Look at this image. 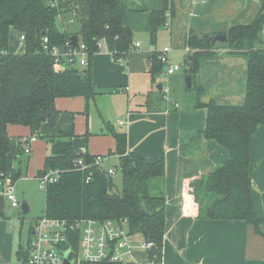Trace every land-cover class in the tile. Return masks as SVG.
I'll return each instance as SVG.
<instances>
[{
	"label": "trees",
	"instance_id": "16d2710c",
	"mask_svg": "<svg viewBox=\"0 0 264 264\" xmlns=\"http://www.w3.org/2000/svg\"><path fill=\"white\" fill-rule=\"evenodd\" d=\"M49 1L0 0V181L7 170L10 152L7 129L10 125L27 128L30 137L45 138L41 126L44 123L49 128L56 125L57 99L82 97L89 101L95 96L90 68L79 71L73 65H56L54 57L44 49L43 39L47 38L48 47L54 46L64 52V44L75 36L77 42L86 47L88 61L98 52V43H104L116 60L126 57L133 43L132 31L122 23L119 0H62L55 8L48 5ZM169 4V0H165L163 10L151 13L149 39L152 44L158 29L165 25L166 11L173 14ZM64 18L73 20L77 30L69 31ZM224 30L227 36V42L222 44L225 56L243 58L246 62L244 99L240 105L221 104L214 99L206 103L197 100L196 106L205 108L207 113L204 130L196 134L198 141L215 140L228 152L229 158L194 181L188 195H191L198 219L244 221L256 234H261L259 227L264 220L254 209L248 165L251 137L259 125H264V48L260 46L263 43H259V39L264 42V0L260 1L251 22L234 24ZM12 32L24 37L21 53L9 51ZM216 33L193 30L184 39V49L188 48L187 56L191 58L185 60L189 64L185 76L191 78V89L200 96L201 87L196 85L194 78L201 62L216 56V47L211 46ZM158 56L159 53L154 52L149 57L152 82L162 71ZM112 137L113 154L118 157L121 174L119 192L112 179L93 165V156L74 151L72 132L46 137L51 152L36 176L41 177L49 170H58L60 174L58 181L49 184L44 191L42 214L68 221L124 219L130 234H143L144 240L153 243L147 258L158 262L165 226L164 162L161 159L150 163L128 152L124 133H113ZM21 144L23 148L22 140ZM18 155L19 152L16 157ZM79 158L85 162V169L76 168ZM18 170L11 169L14 181L20 175ZM4 204L0 199V217H3ZM27 256L26 250L19 249L16 253L23 264Z\"/></svg>",
	"mask_w": 264,
	"mask_h": 264
},
{
	"label": "crops",
	"instance_id": "0c3cea01",
	"mask_svg": "<svg viewBox=\"0 0 264 264\" xmlns=\"http://www.w3.org/2000/svg\"><path fill=\"white\" fill-rule=\"evenodd\" d=\"M169 1L173 13H175V5L179 10L177 2L174 4L173 0ZM119 2L122 11V23L133 34L130 52L123 59L116 60L107 51L105 44L100 43L98 52L92 56L88 66L77 68L79 71L90 68L94 98L86 101L82 97H75L71 98L70 102L77 103L79 108H83L81 113L87 116V107L90 101L94 102L97 99L98 102H102L106 96L114 95L123 98L124 96L120 95L122 92L126 95V106L121 107V112L124 111V121L119 120L118 122L121 121L122 124L118 123V126L123 127V133L126 135L127 151L143 157L150 163L161 159L164 162L165 172L162 190L165 198V226L162 253L160 261L150 264H264V224L259 227L261 234H256L253 227L244 221L198 219L196 207L191 195H188L193 182L204 177L217 165L225 162L229 158V154L215 140L202 139L198 141L196 134L204 130L207 113L205 108L196 106L197 101L195 103L187 101L183 103L177 100L176 95L183 93L185 96L184 90H191L185 86V73L177 75L178 78H181L180 83L177 79L167 82L168 85L166 86L157 83V81L152 82L149 74V57L152 53H159L160 51L155 47V43L152 44L149 39L150 16L153 11L164 9L165 0H119ZM179 11V14L174 15L175 19H173L176 21L175 28L168 30L170 43L168 45L171 51L172 47L184 51V39L190 33L189 27L185 31L182 30L183 23L181 24L179 20H182L181 12L184 11L181 9ZM248 23L241 22L238 24ZM146 41L151 46L145 50H140ZM136 43L139 44L138 48L133 46ZM135 51L140 52L134 59V69L138 68L142 73L148 74L142 80L132 77L128 68V60ZM219 55L218 53L215 57L201 62V68L198 72L200 74H198V81L195 83L198 87L204 89L206 87L207 95L202 94L201 101H199L206 103L210 100L208 91L212 86L213 89H217L214 99L218 103L240 105L244 99L245 82L239 81V76L235 75L234 71L238 67L244 69L246 63L240 61L239 57H220ZM186 56L187 54L184 55V60H187ZM118 63H124V66ZM180 71L179 73L182 72ZM182 76H185L184 79ZM209 77L210 79H208ZM209 82H211L210 85H208ZM158 85H161L160 91L157 89ZM171 90L175 95L173 97H170ZM130 94L134 95L131 100ZM166 96L169 101L164 100ZM55 107L59 111L56 125L58 119L63 117L65 113L72 114V111H66V109L58 106L57 100ZM97 110L100 112V109ZM56 125L49 128L45 123L42 124V134L46 137H56L59 133L72 132L75 135L72 144L76 153L105 157L100 165L101 168H116L115 163L117 162L118 165V157L113 154L115 150L114 139L113 149L108 148L103 154L90 152L87 147L85 150L79 151L75 148V143L82 135L75 132L74 129L62 127L55 129ZM7 131L9 137L11 135L17 144V154L21 150L14 159L18 165L15 168H20L21 174L23 166L21 154H24L21 140L29 138L30 133L25 127L13 125H10ZM87 133L86 131L84 134ZM36 141L37 137L33 144ZM108 153L111 155L106 157ZM49 155H46L44 159ZM29 156L26 158L28 159ZM105 163L108 165L105 166ZM248 170L254 209L257 216L264 220V125H259L251 137ZM37 178L35 175L34 179L37 180ZM1 213L4 216V209ZM0 230H3L2 222H0ZM2 248L4 245L0 244V249ZM6 257H3L0 252V264H11L7 255Z\"/></svg>",
	"mask_w": 264,
	"mask_h": 264
},
{
	"label": "rangeland",
	"instance_id": "374dc122",
	"mask_svg": "<svg viewBox=\"0 0 264 264\" xmlns=\"http://www.w3.org/2000/svg\"><path fill=\"white\" fill-rule=\"evenodd\" d=\"M260 1L261 0H173L174 4L177 2L179 10L181 9L184 11L181 12L182 20H179L181 24L183 23L182 30L185 31L186 28L189 27L188 29L190 32L194 30L203 34H209L215 31L219 32L233 24L251 22L259 9ZM174 8L175 13L172 15L171 12L167 11V13H170L171 28L169 27V29L175 28L176 21H173V19H175L174 15L177 16L180 12L178 8H176V5ZM63 22L64 25L68 26L69 31L73 32L77 30L76 24L73 20L64 18ZM168 32L169 31L165 29V27H160L158 29L155 42V47L158 49V51H161V49L166 45H170ZM19 36L20 35L17 33L12 32L10 37L11 43L9 46L10 52L15 51L18 54L23 51L22 47H19ZM222 44H215V50L218 51H215V53H219L220 57L225 56V49H223ZM150 46V43L146 41L143 43L140 50H145ZM260 46L264 48V42ZM139 52L135 51V55L133 54L128 60V68L132 77L137 80H142L148 74L145 72L142 73L138 68L134 69V59L136 55L139 54ZM184 55L185 51L172 47L171 55L169 57L171 64H179L182 72H177L175 75L169 77L159 76L161 73L160 72L158 73L155 81L165 86L168 85L167 82L172 80L175 81L176 79L179 80L180 83L181 78H178L177 75H183V73L189 71L188 62L183 59ZM240 61L246 63L243 58H240ZM120 65L124 66V63ZM75 67H77V65ZM245 67L244 69L238 67L234 71L235 75L239 76V81H244ZM198 74L200 73H197V76L194 78L195 82L198 81ZM184 77L182 76L183 79ZM208 79H210V77ZM210 84L211 82L208 83V85ZM206 91V87L205 89L201 87V95H205L207 93ZM216 91L217 89H213L211 86V89L208 91V94H210L209 99L216 98ZM184 93L186 94L185 96H183V93L176 95L177 100H180V102L183 103H186V101L191 103H195L197 100L201 101V96L198 95L194 89L184 90ZM120 95H123L124 97L119 98V95H114L106 96L103 98L102 102H98L97 99L94 102L90 101L87 107V116L84 113H81L83 108H79L77 103L70 102L71 98L57 99L58 106L66 109V111H72V114L64 112V116L58 119L55 129L62 127L74 129L75 132L80 133L82 136L79 137L75 143V148L79 151L85 150L87 147L90 152L103 154L108 148L113 149L112 134L123 133V127L118 126V121H124V111L121 112V107L126 106V95H124L122 92ZM133 96V94H130V100L131 97L133 98ZM173 96L175 95L171 90L170 97ZM97 109H100V112H98ZM107 125L110 126L111 129L110 127H107ZM86 131L88 133L84 134ZM11 138L10 154L7 159L6 174L9 175L8 177L10 178L11 183L15 186V195L17 200L20 201V203L22 201L26 202L29 207V211L27 213L22 212L20 209L15 211L10 209L8 204H4V216L0 218V222L3 223V230H0V244L4 245V248L0 249V252L2 253L3 257H6V255L8 256L9 262H11V264H23L21 260L17 259L16 253L19 249L27 251V243L30 238L29 231L31 224L34 220L42 216L45 200L44 191L40 189L39 183L34 179V176L36 175L37 170H42L43 159L46 155L50 154L51 144L46 139V137H37V141L32 144V152L29 158L27 159L25 154H21V160L23 161L21 174L19 175L18 179L14 181L10 173L11 169H14L17 165V161L16 163L14 161L17 154V144L13 140V137ZM108 156L109 155L106 157ZM115 164V174L112 176V181L115 185V190L119 192L121 191V174L118 169L117 162ZM107 165L108 163H105V166ZM15 169H19L18 171L20 173V168L17 167ZM131 238L137 242L144 240L142 234H131ZM9 249H11V251H9Z\"/></svg>",
	"mask_w": 264,
	"mask_h": 264
},
{
	"label": "built area",
	"instance_id": "2783aa9c",
	"mask_svg": "<svg viewBox=\"0 0 264 264\" xmlns=\"http://www.w3.org/2000/svg\"><path fill=\"white\" fill-rule=\"evenodd\" d=\"M62 0H50L48 5L57 7ZM169 11V10H167ZM165 14V29L170 27V11ZM24 37L19 36V47H23ZM47 38L43 39L44 49L48 50L54 57V63L58 66L67 67L73 65L77 67L88 66V53L83 44L73 47L67 41L64 52H60L57 47H48ZM98 47L100 43L97 44ZM138 48L139 44L133 45ZM185 54L188 48L184 49ZM171 48L166 45L159 52L158 59L162 64L161 77H169L181 70L180 65L170 63ZM165 101H169L167 96ZM175 107L177 105H174ZM122 124V122H118ZM35 137L24 138L23 153L30 155L31 147ZM105 157L95 156L93 165L106 173L112 179L115 174V167L102 169L101 163ZM77 169H85L83 159L79 158L75 164ZM58 170H49L41 177L38 183L41 190L45 191L49 184H53L59 179ZM9 175H3L0 181V199L13 210H19L21 203L15 195V186L11 183ZM90 180V175L86 178V183ZM30 238L27 243V260L25 264H63V254L68 252V261L71 264H150L148 253L153 248V243L143 240L137 242L131 238L127 221L105 220L97 221L89 218H81L72 221L63 219H51L42 214L41 217L33 221L30 227Z\"/></svg>",
	"mask_w": 264,
	"mask_h": 264
},
{
	"label": "water",
	"instance_id": "95a60500",
	"mask_svg": "<svg viewBox=\"0 0 264 264\" xmlns=\"http://www.w3.org/2000/svg\"><path fill=\"white\" fill-rule=\"evenodd\" d=\"M227 42V36H226V31L225 30H222V31H219L216 33V35L213 37L212 41H211V46H214L215 44L217 43H226ZM70 43L73 47L77 46L78 42H77V38L75 36H71L70 37ZM259 43L261 44L262 43V40L259 39ZM186 59L187 60H191L190 57L186 56ZM184 82H185V86L187 89H190L191 88V78L189 76H186L185 79H184ZM157 89L160 91L161 89V85H158ZM20 210L24 213H27L29 211L28 209V205L26 202L22 201L21 202V206H20ZM141 213L144 215V211L141 210ZM143 235V234H142ZM64 258H63V264H71L69 261H68V252H65L63 254Z\"/></svg>",
	"mask_w": 264,
	"mask_h": 264
}]
</instances>
